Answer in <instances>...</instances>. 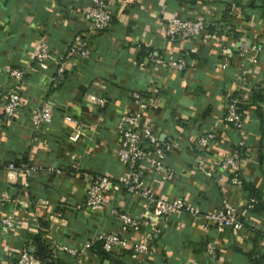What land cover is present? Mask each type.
Masks as SVG:
<instances>
[{"label":"crops","instance_id":"1","mask_svg":"<svg viewBox=\"0 0 264 264\" xmlns=\"http://www.w3.org/2000/svg\"><path fill=\"white\" fill-rule=\"evenodd\" d=\"M88 1L0 0L2 93L11 86L7 71L14 66L23 70L18 111L7 118L0 108V217L15 221L12 230L0 226V264H16L20 251L31 252L36 233L47 241L56 264H264V55L248 50L264 42V0H107L111 23L89 35L90 54L80 58L68 47L74 35L86 34ZM171 16L201 17L206 36L168 40L161 25ZM41 42L49 49L42 65L30 59ZM240 46L247 48L242 56ZM148 54L164 61L175 58L184 68L167 72L154 66ZM132 92L143 101L158 99L142 119L160 145L171 143L162 160L167 177L150 168L145 157L138 162L143 187H152L164 199L179 197L200 213L223 202L241 209L251 188L257 198L241 214L239 230L212 224L201 228L199 219L182 210L155 215L145 210L142 195L123 188L107 192L103 209L85 211L88 180L103 176L113 183L126 172L115 157V125L121 113L135 109ZM90 94L104 104L89 103ZM228 97L239 101L243 137L223 121ZM44 102L51 104L53 114L34 129L30 114ZM64 115L86 125L75 141L67 139L73 125L62 120ZM204 131L215 138L202 149L204 167L196 169L193 141ZM240 139L236 170L241 184L234 186L218 161ZM5 163L16 170L7 171ZM25 165L36 168L24 174L19 169ZM38 200L46 203L34 213ZM111 207L134 218L146 211L138 221L148 249L137 258L128 249L105 253L94 240L98 233L117 231ZM150 224L159 232L150 230ZM88 241L91 245L84 249ZM62 247L78 251L72 255Z\"/></svg>","mask_w":264,"mask_h":264},{"label":"built area","instance_id":"2","mask_svg":"<svg viewBox=\"0 0 264 264\" xmlns=\"http://www.w3.org/2000/svg\"><path fill=\"white\" fill-rule=\"evenodd\" d=\"M124 1L126 2V0ZM83 18L88 24L86 34L74 35L68 47L69 52L80 58L88 57L90 54L89 35L106 30L111 23L112 14L108 8L107 0H89L83 12ZM206 28L207 24L201 17L185 19L178 16H171L161 25L162 33L168 40H173L178 35L186 38L205 37ZM240 49V56H242L246 53L247 48L240 46ZM248 50L253 52L260 51L264 55V42L261 44H251ZM148 57L154 66H162L167 72H179L184 68L183 62L175 58H169L164 61L163 59L153 57L151 54H148ZM30 59L32 62L40 65L46 63L49 59L47 44L41 42L30 55ZM252 61L254 62L255 59H252ZM240 73L244 74L241 65ZM7 76L10 79L11 86L3 93L0 90V108L4 117L13 118L22 102L20 87L22 85L23 70L17 66L11 67L7 71ZM130 98L135 109L121 113L115 125V132L119 136V143L115 148V157L125 167L126 172L113 183L109 182V179L103 176H95L91 180H88L84 188L85 211L90 213L103 209L107 192L110 191L112 193L123 188L128 193L142 195L146 200L145 210L155 215L167 216L174 211L182 210L199 219L201 228L205 229L209 224H212L218 229L229 228L234 231L239 230L241 227V214L243 211L252 208L254 203L253 198H250L248 203L241 209L234 207L228 202H223L220 207L214 210L200 213L196 206L185 204L179 197L164 199L157 195L152 187H143L144 179L142 171L137 166L138 162L145 157L147 165L150 168L156 170L162 177H167L168 170L162 163V160L170 151L171 143L168 141L160 145L152 128L142 119L144 110L148 108L154 109L158 106V99L153 98L148 101H143L137 92H132ZM87 101L95 106H102L104 104V99L95 94L88 95ZM238 102L237 98L228 97L224 101L222 118L231 129L239 132L243 137L245 119L241 109H239ZM52 114L53 108L48 102L34 107L30 114L32 127L34 129L39 128L50 119ZM62 120L70 122L73 125V132L67 136L69 141H75L82 133V129L86 127L83 122L75 121L69 116L64 115ZM214 138V133L210 131H204L195 136L193 141V146L196 150L193 156L194 168L200 169L204 167L202 149L212 142ZM242 146L243 140L240 139L218 161V167L221 171L229 173L230 177L228 180L234 186L241 184L236 167L241 158L240 149ZM146 150L148 151L146 152ZM3 168L7 171L16 170V166L13 163H5ZM35 168V166L25 165L19 171L24 174H29ZM45 203V200L36 201L34 213L38 212V206L40 204ZM146 211H143L137 218H134L127 213L118 211L115 207L109 208L108 213L117 218L119 226L117 231L102 232L94 235L93 238L99 243L100 249L105 253L115 249H128L131 258H137L139 255L145 253L148 249V236L139 235L140 222L138 219L144 218ZM0 226L7 230L14 229V218L12 216L0 217ZM150 230L156 233L159 232V229L153 224H150ZM90 245L91 241H88L84 243L83 248L88 249ZM206 246L212 248L213 244L207 242ZM62 249L72 255L78 251L76 248L69 247H62ZM16 264L43 263L32 252L22 250L17 255Z\"/></svg>","mask_w":264,"mask_h":264},{"label":"trees","instance_id":"3","mask_svg":"<svg viewBox=\"0 0 264 264\" xmlns=\"http://www.w3.org/2000/svg\"><path fill=\"white\" fill-rule=\"evenodd\" d=\"M250 195L251 198H253L255 201L257 195L256 192L251 188H250ZM31 244H32L31 252L35 256H37L42 261L43 264H56L52 258L51 250L48 247L47 241L39 233L32 235Z\"/></svg>","mask_w":264,"mask_h":264}]
</instances>
